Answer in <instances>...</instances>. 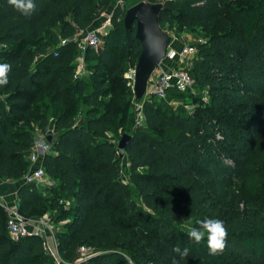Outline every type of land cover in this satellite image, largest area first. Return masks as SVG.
Instances as JSON below:
<instances>
[{
    "label": "trees",
    "instance_id": "1",
    "mask_svg": "<svg viewBox=\"0 0 264 264\" xmlns=\"http://www.w3.org/2000/svg\"><path fill=\"white\" fill-rule=\"evenodd\" d=\"M112 1L34 0L35 11L24 16L0 0V63L11 65L9 83L0 86V179H20L28 171L34 125L45 134L50 123L57 136L53 152L42 157L56 186L43 194L22 183L19 212L39 218L46 204L70 197L71 218L57 234V247L75 264H264V0L161 4L162 30L199 28L207 37L196 44L189 74L197 90L207 89L209 101L187 113L165 100L144 99L145 126L131 132L122 159L111 132L126 126L124 99L131 89L123 74L141 52L135 25H124L134 0L113 8L111 26L98 34L100 46L85 52L90 94L85 76L74 77L78 48L72 38L92 28ZM106 81L123 89V99L98 98ZM78 97L87 107L81 123L75 122L77 107L56 106ZM253 111L261 116L245 120ZM243 171L249 197L242 206L237 200L226 206L219 187ZM205 218L225 223L222 253L210 254L206 238L197 244L187 235ZM82 246L94 253L79 261ZM177 246L188 248V256L174 253ZM0 264H56L38 236H11L2 207Z\"/></svg>",
    "mask_w": 264,
    "mask_h": 264
},
{
    "label": "built area",
    "instance_id": "2",
    "mask_svg": "<svg viewBox=\"0 0 264 264\" xmlns=\"http://www.w3.org/2000/svg\"><path fill=\"white\" fill-rule=\"evenodd\" d=\"M169 1L172 0H157L156 3L162 4ZM111 15L112 11L102 13V20L96 28L79 31L72 38V40L76 42L78 48V54L75 60V78L83 77L85 75L83 71L84 67L86 69L85 52L88 48L96 50L100 46L101 40L98 34H105L108 31L111 26ZM65 42L66 40L61 41L62 44ZM204 42L205 40L200 39L196 44ZM196 44L167 45L164 58L156 65L154 71L150 74L147 80L145 99L154 97L156 100H165L172 105L174 109L183 106L188 109L189 113L192 112V107L188 104H183V101L187 99L186 97L196 95L198 92L195 87V82L189 74L196 56ZM134 72L135 71H133V73ZM175 94L184 95L186 97L177 99L175 98ZM142 103L143 100L133 101L132 113L135 129L143 128L145 126ZM52 119L53 118H50V122ZM48 130H52L51 124L46 128V131ZM31 153L29 160L34 167H29L28 171L24 174L23 183L34 184L36 187L41 188L43 194H45V190L50 186V182L42 166V158L39 159L35 156L33 154L35 152L33 151H31ZM60 202H62V200ZM0 205L5 211L6 228L11 236L15 238L30 235L38 236L41 239L42 247L46 255L56 264H62L61 255L59 254L57 247L58 232L46 215L39 218H26L19 212L17 201H15L14 206L11 207L1 203ZM93 253L94 252H92L91 248L82 246L79 248L78 260H85ZM71 264H75V262H72Z\"/></svg>",
    "mask_w": 264,
    "mask_h": 264
},
{
    "label": "rangeland",
    "instance_id": "3",
    "mask_svg": "<svg viewBox=\"0 0 264 264\" xmlns=\"http://www.w3.org/2000/svg\"><path fill=\"white\" fill-rule=\"evenodd\" d=\"M136 1L138 2V0H134V3H136ZM129 2V1H127ZM133 3V4H134ZM102 19L100 18L98 21H96V23L93 25L92 28H96V26H98L100 24V21ZM167 35H168V41L167 44H173V45H183V44H196L199 42V40H207V37H205L204 33L202 30H200L199 28L195 29V30H181L178 32H175L173 29H164L163 30ZM86 65V62H85ZM136 66V65H135ZM135 66L132 65H128L126 71L123 74V77L126 79L127 81V85L130 87L131 89V95L127 96L124 99V103L125 105H128V116H127V123L124 129H119L118 133H116L114 135V133L111 132V136L116 138L114 141H117L121 135L123 133H129L131 134V132H133L135 130L134 124H133V115H132V105H133V101H137V100H144L145 99V95L147 90L145 89L144 94L141 95L140 97L136 96V93H134V73L133 71H135ZM84 71V78L86 80H88V82L90 83V85L92 84L93 86H89V92L87 93L90 94V92L93 90L94 87V83L92 82V78L90 76L89 71H86L85 67L83 68ZM107 85V86H106ZM102 91L106 92L105 96H103ZM100 93L98 94V98H100L101 100L105 101V102H111L113 101V99L121 98V94L123 92V89H120L118 91L115 90V87L113 85H109L107 84V81L105 82V85L103 87V89L101 91H99ZM81 97L76 98L75 100H66L64 101L62 104L60 103H56V106H71V107H77L76 111H74V117H75V122L77 123H81L82 121H84L85 119V115H86V111H87V107L85 106V104L82 102ZM186 99V98H185ZM48 100V99H47ZM209 101V94L207 89L205 90H198V92L196 93L195 99L194 98H188L185 101H183V104H188L189 106L192 107V111L195 110L197 107H201V106H205L208 104ZM261 104V103H260ZM182 107L187 113H188V109ZM261 111L258 112V116H261ZM49 115H53V112L51 110H49ZM256 113L253 111L251 113H249L247 115V117H245V120L248 119H257L256 118ZM264 120V118H262V121ZM50 122V120H49ZM50 125V123H49ZM48 125V126H49ZM52 128V126H51ZM48 133H53L52 130H48L46 131L45 129V135ZM33 134H34V148H33V153L35 156H37L39 159L42 158L44 156V154L46 153H52V147L49 146V144H47V142H45L44 140V134L39 133L38 131H36V127L34 125L33 127ZM217 137H219L217 135ZM32 154V153H31ZM29 155L28 159H30ZM30 165L29 167L32 166L31 161L29 160ZM231 163H233V161H231ZM34 165L31 167L33 168ZM245 176V172L243 171L242 173H236L234 179H230V177H226V179L224 180H228L227 182H224V184L219 187L220 192H222L223 195L218 196V198L222 199L224 202H226V206H229V202L233 201V200H237L240 204V206H242L243 202L245 199H247L249 197V193L246 191L245 186H244V179ZM48 180L50 182V186L48 187V189L45 190V194H49L51 189L53 187L56 186V182L53 181V179L47 175ZM52 192V191H51ZM62 198V202L58 201L56 202L54 205H50V204H46L45 205V209L44 212L40 215H46L48 217V219L51 221L52 225L54 226V228L57 230V232L59 233L61 230L64 229L65 225L68 223V221L71 218V208L73 206V200L70 197H60ZM67 211L66 212V219L63 221H59L60 219H58L59 214L62 211ZM57 233V234H58ZM61 263L62 264H71V262H69L68 260H65L63 257H61ZM226 264V263H225Z\"/></svg>",
    "mask_w": 264,
    "mask_h": 264
},
{
    "label": "water",
    "instance_id": "4",
    "mask_svg": "<svg viewBox=\"0 0 264 264\" xmlns=\"http://www.w3.org/2000/svg\"><path fill=\"white\" fill-rule=\"evenodd\" d=\"M160 9V3L138 1L128 7L124 15L125 27L130 28L135 25V38L141 45V52L134 72L133 88L137 97L144 94L147 80L156 65L164 58L168 45V35L158 24ZM56 139L57 136L54 133H48L44 136V140L49 146H54ZM130 139L131 135L129 133H123L115 142L120 159L124 157L126 145Z\"/></svg>",
    "mask_w": 264,
    "mask_h": 264
},
{
    "label": "clouds",
    "instance_id": "5",
    "mask_svg": "<svg viewBox=\"0 0 264 264\" xmlns=\"http://www.w3.org/2000/svg\"><path fill=\"white\" fill-rule=\"evenodd\" d=\"M8 4L24 16L31 15L36 8L34 0H8ZM10 71V64L0 63V86H6L9 83L8 74ZM196 224L198 225L197 227H189L187 230L189 239L199 244L206 238L210 254L222 253L226 248L228 237L224 221L215 218H205L197 220ZM172 251L182 257H187L189 254L188 248L181 250L179 246L173 248Z\"/></svg>",
    "mask_w": 264,
    "mask_h": 264
},
{
    "label": "crops",
    "instance_id": "6",
    "mask_svg": "<svg viewBox=\"0 0 264 264\" xmlns=\"http://www.w3.org/2000/svg\"><path fill=\"white\" fill-rule=\"evenodd\" d=\"M127 1L130 2V0H113L107 11H112L118 4L122 5ZM22 183L23 177L20 179H0V203L9 207L14 206L15 201H17V190ZM0 207L2 206L0 205Z\"/></svg>",
    "mask_w": 264,
    "mask_h": 264
}]
</instances>
